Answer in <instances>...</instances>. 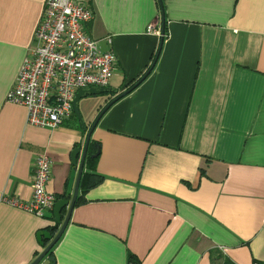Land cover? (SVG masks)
I'll return each mask as SVG.
<instances>
[{"label": "crops", "instance_id": "1", "mask_svg": "<svg viewBox=\"0 0 264 264\" xmlns=\"http://www.w3.org/2000/svg\"><path fill=\"white\" fill-rule=\"evenodd\" d=\"M45 1L0 0V264H32L44 250L37 233L59 228L53 211L39 218L3 196L31 200L34 157L45 153L46 191L71 200L70 153L87 136L74 113L36 128L6 100ZM82 1L87 35L117 58L106 87L116 92L78 104L87 128L149 73L93 129L87 157L98 144L102 182L79 188L40 264H264V0ZM151 26L165 27L160 50Z\"/></svg>", "mask_w": 264, "mask_h": 264}, {"label": "built area", "instance_id": "2", "mask_svg": "<svg viewBox=\"0 0 264 264\" xmlns=\"http://www.w3.org/2000/svg\"><path fill=\"white\" fill-rule=\"evenodd\" d=\"M44 4L33 46L6 100L26 108L28 125L51 130L72 115L77 91L110 85L117 58L113 52L98 50L96 41L87 35L84 26L93 15L86 2L46 0ZM149 32L160 34L154 26ZM34 158L31 200L26 203L3 196L1 202L42 218L57 202L56 195L46 191L53 163L45 153Z\"/></svg>", "mask_w": 264, "mask_h": 264}, {"label": "water", "instance_id": "3", "mask_svg": "<svg viewBox=\"0 0 264 264\" xmlns=\"http://www.w3.org/2000/svg\"><path fill=\"white\" fill-rule=\"evenodd\" d=\"M160 4L162 5V1L160 0ZM163 19H165V17H163ZM162 19V20H163ZM165 32V27L163 26V31L161 32V38L163 37V34ZM163 45V38L161 40V43L159 45V50L161 49V46ZM158 50V51H159ZM149 71H147L143 76L142 79L140 81H143L146 76L148 75ZM139 81V82H140ZM131 90H128L126 93H122L121 95H119L118 97H116L112 102L109 103V105H107V107H105L102 112L100 114H98L96 120L94 121L93 124H91L90 128H87V126L85 125V121L83 119V117L80 114V107H79V102L81 99L83 98H88V96H101L102 94H114V92L116 91H112L110 88H88V90L82 89L77 91L76 97L73 100L72 105L74 106V115L75 117L78 118V120L80 121V125L82 127V129L87 132V136L85 137V146L84 147H78V149H74L71 151L70 156L72 159V165L76 168L79 169L78 171V176L76 178V186L75 189H73V197L71 200H58L57 202H55L54 204V210H53V221H55L56 225L59 227L57 234L55 237H53V234L47 232V231H43V232H38V239H39V244L40 247H44V250L42 252V254H39L35 261L32 264H40L44 261V258L51 252L52 249H54L56 243L58 240L61 239L62 235L64 234V230L68 227V224L70 222V215L73 213L74 210V205L75 202L78 200L79 194V188H80V184H81V176L84 173V163L86 162L87 159V151L89 150L90 147V137L93 134V129L95 128L96 124L98 123L99 119H101L102 114L107 111L109 109L110 106H113L114 101L121 98V97H125L127 96V94L130 92ZM99 149V148H98ZM97 149L96 153L93 154L91 156V158H97L99 155V150ZM81 156V162H79V157ZM79 162V164L77 165V163ZM68 208V215H66L65 219L62 220V212L63 210ZM43 240L47 241L48 244L45 246V243L43 242ZM50 262L51 264H55L54 259L50 258Z\"/></svg>", "mask_w": 264, "mask_h": 264}, {"label": "trees", "instance_id": "4", "mask_svg": "<svg viewBox=\"0 0 264 264\" xmlns=\"http://www.w3.org/2000/svg\"><path fill=\"white\" fill-rule=\"evenodd\" d=\"M138 84H139V82L131 85L128 90L134 89ZM92 144L93 145L95 144V146H96L97 149L99 148V145L98 144L91 142V145ZM92 155H93L92 153L89 154V152H88V156L89 157H87V160H86V163L85 164H86L87 168L89 169V171L91 173L89 174V173L86 172V173H84V175H82V179L80 180L81 181V186H80L81 187L80 188V191L81 192H85L88 189L90 190V189H92L93 187L99 185L102 182L101 177L100 176H97L95 173H93L95 171V168L93 167L92 163L95 162L96 159L91 158ZM75 203L78 205V202H75ZM47 244H48V242H45V246ZM51 253H52V250H51V252L49 254H51ZM222 264H231V263L228 261V259H224L223 262H222Z\"/></svg>", "mask_w": 264, "mask_h": 264}]
</instances>
